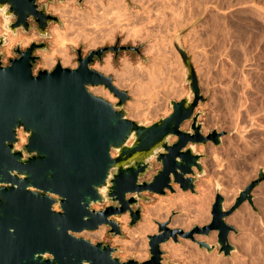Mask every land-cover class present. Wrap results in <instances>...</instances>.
I'll list each match as a JSON object with an SVG mask.
<instances>
[{"label":"water","instance_id":"95a60500","mask_svg":"<svg viewBox=\"0 0 264 264\" xmlns=\"http://www.w3.org/2000/svg\"><path fill=\"white\" fill-rule=\"evenodd\" d=\"M0 16L14 36L19 30L30 32L31 19L44 38L50 24L63 25L37 0H0ZM184 34L176 36L174 46L191 95L171 100L170 115L152 125L131 120L125 110L127 92L116 87L112 77L91 68L109 51L140 52V47L101 48L86 58L78 50L77 68L58 61L52 70L37 74L36 53L47 51V44L33 42L25 50L18 46L14 53L20 57L9 65H4L0 52V264H163L162 246L171 240L178 243L179 238L212 253L217 246L196 241L195 236L213 233H218L219 255L229 257L236 251L230 235L237 230L227 219L246 202L253 205V193L264 183V168L228 210L218 185L212 220L203 227L189 232L171 228L175 213L166 222L156 221L158 232L148 236L150 259L145 262H122L115 257L118 249L79 236L102 227L113 236L122 235L115 218L127 213L130 227L136 226L142 219L140 202L150 200L145 193L166 196L179 187L195 194L198 179L205 175V156L198 147L222 145L226 133L205 135L199 122L196 110L206 99L192 58L181 44ZM7 44V36H0V49ZM101 86L118 102L89 90ZM188 122L190 129L184 130ZM20 133L27 142L18 148ZM153 161L161 169L147 181ZM106 203L110 204L104 209H94Z\"/></svg>","mask_w":264,"mask_h":264},{"label":"rangeland","instance_id":"374dc122","mask_svg":"<svg viewBox=\"0 0 264 264\" xmlns=\"http://www.w3.org/2000/svg\"><path fill=\"white\" fill-rule=\"evenodd\" d=\"M87 1L89 3V0ZM91 1L93 5L95 4L97 7L99 5V7L93 6ZM98 1L99 0H90L88 4L86 0H76L72 2L70 6V8L77 10L78 14L80 12V16L83 15L85 17H78V19L80 18L82 21L80 19L76 20L80 22L74 25L76 31L74 30V33L70 35L72 41L67 44L68 54L72 58V63L77 65L76 68L79 66L78 50H81L83 58H86L91 51L101 48L115 47L117 45L135 48L140 47V52L122 51L116 54L113 51H109L104 54L102 60L96 58L91 68L106 76L112 77L114 85L119 88V86L116 85V72L122 73V68L124 70V67H128L130 70L129 77H132L134 80L129 78L130 80L128 79L126 82L127 84H124L125 87L119 88L122 91H126L129 96V100L125 105V110L128 112V117L131 120L142 122L146 125H152L161 118L170 115L172 112L170 106L171 100L179 101L191 95L189 85L186 83V69L180 54L174 46L176 36L181 32H185L181 39V44L192 58V63L196 69L202 93L206 99L204 103L199 104L196 110V113H200L199 122L203 125V133L207 135L209 132L215 130L226 133L221 146L216 147L214 144L210 143L207 146L198 147V152L205 156L202 161L205 175L198 179L195 194L191 192L185 193L180 190L179 187H176V193L172 194L168 192L166 196L145 193L143 196L150 200H142L140 202L142 219L136 226L130 227L131 217L129 213L120 217V219L127 217V223H122L119 218H115V220L121 224L122 235L113 236L109 234L108 231L110 229L108 227H102L105 228L106 234L101 240H93L91 238L93 232H85L79 235L80 237L94 241V243L102 242L118 249L115 257L119 258L122 262L136 260L142 263L150 259L148 236L158 232L156 221L159 222V218L156 216L150 218L151 220L149 218L146 219L144 215L146 209L154 208L159 210L160 204L170 199H179L178 201L183 199L188 200V202L184 204L179 202L164 206L165 209L162 211V214L166 213L167 215L168 212L169 216L167 215L166 219L160 220V222L163 223L166 222L173 213H175L174 219L180 217L188 219V217L194 216V212H196L194 210L198 209L202 204H205L206 209L207 207L209 209H207L209 220L204 223H193L191 228L177 227L185 232L192 231L195 226L203 227L211 222V211L216 200L218 185L221 186V195L225 199L224 206L228 210L234 205L240 191L244 190L250 182L255 180L260 169L264 168V0H149L150 2L144 0V4L143 0H140L139 3H137L138 1L136 0H119V3L116 2L118 0H114L115 2H113V0ZM109 2H113V4L117 3V6L114 5V7L112 6L113 4ZM37 3L40 6L47 5V11L51 15L57 16L63 23V25L58 23L50 24L48 28V37L46 38L38 33L37 27L33 22L30 32L25 33L19 30L17 35L14 36L11 32L6 30L5 26L7 22L0 16V36L6 35L8 38V44L0 49V52L3 54L4 65H9L10 60L15 58L14 49L18 46H20L22 50H25L30 47L33 42L38 43L43 41L48 45L47 51L42 52L38 50L36 53L40 59L34 68L35 74L41 70H46L42 67V54L51 53V51H53L52 49H55L54 36L51 30L54 27H58L61 32H66L68 30V26L65 24L66 22L62 20L58 14L54 13V8L63 7L67 3L66 0H64L63 3H61L60 0H54L53 2H49V0H37ZM99 3L102 4V6H100ZM157 3H159V5ZM95 7L97 9H95ZM150 30H152V32H149ZM153 30L156 33L159 31L158 33L160 34L154 35L155 33ZM136 31L138 33H136ZM134 34L136 35L134 36ZM137 34H141L142 36L139 35L138 37ZM143 35L149 36V38L144 36V38H146L144 39ZM155 37H159L158 40L155 39ZM154 42H156V44H154ZM93 44L96 46H92ZM156 45L157 48H155ZM150 46L154 47L156 50L159 49V52L154 56L148 55L147 52L144 53L151 48ZM160 53L164 54L161 55ZM160 55L161 57L164 56L163 58L165 59H160ZM106 59H110L112 65L111 70L114 69L115 71L113 70L108 73L100 71V68L105 65ZM155 60H157V62L160 60V62L157 63ZM58 61L61 63L62 60L58 57L56 64ZM126 61L127 63H125ZM154 62L159 65H161V63L162 65L166 64L160 67L162 70L164 68L163 72L164 77L167 78L165 79L166 82L168 79L172 80L167 82L166 85V90L170 92L169 94L166 90H164L162 94V88H160V91L158 90L159 94L157 93L155 96L152 89H147V86H145L147 80L143 78L142 75L136 74L137 70L140 71V69L148 71V69L152 68L151 65H155ZM129 63L131 65H129ZM124 64L127 66H124ZM135 74L136 76L138 75L137 77L140 76L142 78L135 79L137 77L134 78L132 76H135ZM165 75H168L169 78ZM142 79H144L145 82ZM136 83L138 85L140 84V88ZM169 83L172 85L170 86ZM167 86L170 87L167 88ZM136 87L141 90L138 91ZM92 88L94 89V87H89V90ZM101 88L104 90L106 89L103 86H101ZM133 88H136L137 92L134 90L136 93L133 91ZM106 90L109 95H112L116 99L115 103H117L118 99L108 89ZM171 90L173 91L171 92ZM179 91L180 93H178ZM134 93L138 95L136 96ZM147 93H149L148 95L150 96H148ZM171 93L173 94L171 95ZM175 93L176 95H174ZM140 95H143V97L146 96V98ZM164 95H166L167 98H164ZM154 97H156L158 101ZM137 100H139V103ZM155 100L160 104L155 103L158 105H154L151 101L156 102ZM147 101H149V103H147ZM131 104H133L134 107L140 106L132 108ZM132 111L135 115H139V117H135ZM137 111L139 114L136 113ZM140 112H142L141 115ZM190 125L191 122H188L183 129L189 130ZM21 138H25L22 133H20L18 148L23 147L27 142L25 138V142L22 143ZM175 140L176 139L173 141ZM152 165V171L145 179L147 181L152 180L156 171L161 169V165L156 161H153ZM227 195L230 197L228 198ZM190 196L194 199H191ZM253 196V205L246 202L227 219V223L234 226L237 230V233H232L230 235V242L236 248V251L231 256L225 257L224 255H219L218 233H213L209 237L200 235L195 236L196 241L217 246L216 250L212 253H208L206 249L200 248L199 244L191 239L179 238L178 243L171 240L162 246V250L164 251L163 264H239L238 258H246L249 254L251 256L249 255L246 258L248 264H252L253 262H255L254 264H264L262 259H260L262 262L259 259L256 260V257L264 259V241H262L264 239V183L254 191ZM229 199H232L230 203ZM108 204L110 203L95 205L94 209L102 210L105 205ZM56 210L59 211L60 207L57 206ZM186 214L188 215L187 217ZM145 221L151 222L153 228L156 227L153 233H148V235L147 233L143 235L140 234L139 229ZM133 231H135V233ZM136 231L138 234H136ZM134 236H136V239H134ZM258 236H263V239H254V237ZM251 239H253L252 241L255 240L254 243H257V245H255ZM256 239L259 241V244ZM243 241H247V244L245 242L247 247L243 244ZM238 242H241V244ZM142 243H144L145 249ZM248 244L254 245L249 246ZM126 247L129 248L127 249ZM139 247L142 250H140ZM260 247H262V251L259 250ZM243 248L246 253L248 250L247 254L244 253L242 255L244 251ZM247 248L250 249V252ZM137 249L140 252H138ZM176 249L178 250L176 251ZM184 249H189L191 251L187 250L186 252ZM182 250H184L186 254L183 253L184 251ZM255 250L257 252H255ZM189 252L192 254H189ZM256 253L258 254L256 255ZM260 254L263 257L258 256ZM198 255H201L200 258ZM192 256H194V258Z\"/></svg>","mask_w":264,"mask_h":264},{"label":"bare ground","instance_id":"6f19581e","mask_svg":"<svg viewBox=\"0 0 264 264\" xmlns=\"http://www.w3.org/2000/svg\"><path fill=\"white\" fill-rule=\"evenodd\" d=\"M76 0H66V5H64L63 7H55L54 8V13L55 14H58L59 16H60V18L62 19V20H64L66 23V25L68 26V30L66 31V32H61L60 31V29L58 28V27H54L52 30H51V33H52V35L54 36V45H55V49H52L53 51H51V53H45V54H42L43 56H42V60H43V62H42V67L43 68H45L46 70H48V71H50V70H52V68L55 66V64H56V62H57V59H58V57L62 60L61 61V64H62V66L63 67H69V68H76V64H73L72 63V58H71V56L68 54V47H67V44L70 42V41H72V39L70 38L71 36V34L72 33H74V30H75V24L77 23V22H80V21H76L77 19H78V17H84L83 15H79L80 14V12H79V14H78V11L77 10H74V9H72V8H70V6H71V4H72V2H75ZM95 1V0H94ZM100 1V0H99ZM98 1V2H99ZM136 1H138L137 3H139V1L140 0H136ZM135 1V2H136ZM145 1H147V0H145ZM149 1V0H148ZM147 1V2H148ZM152 1V0H151ZM86 2L88 3V1L86 0ZM101 2V1H100ZM113 2H115L114 0H113ZM113 2L112 3H110V4H113ZM116 2H118L119 3V0L118 1H116ZM121 2H123V1H121ZM142 2V1H141ZM147 2H145V3H147ZM150 2V1H149ZM89 3H90V0H89ZM88 3V4H89ZM91 3H92V1H91ZM103 3V2H102ZM160 3V2H159ZM159 3H157L158 5H159ZM87 4V5H88ZM96 4H97V1H96ZM100 4V3H99ZM117 4V3H116ZM115 3L112 5V6H114V5H116ZM142 4V3H141ZM143 4H144V0H143ZM142 4V5H143ZM92 5H93V3H92ZM95 5V4H94ZM93 5V6H94ZM157 5V6H158ZM91 6V5H90ZM93 6H91V7H93ZM96 6V5H95ZM100 6H102V4H100ZM117 6V5H116ZM97 7V6H96ZM95 7V9H97L98 7H99V5H98V7L96 8ZM115 7V6H114ZM159 7V6H158ZM256 9V8H255ZM94 10V9H93ZM223 13V12H222ZM79 15V16H78ZM147 15V14H146ZM79 18V19H80ZM85 18V17H84ZM78 19V20H79ZM81 20V19H80ZM84 20V19H83ZM82 21V20H81ZM147 30V29H146ZM76 31V30H75ZM154 31V30H153ZM149 32H152V30H150ZM159 32V31H158ZM156 33L155 31H154V35H157V34H160V33ZM136 33H138L137 31H136ZM139 33H141V32H139ZM145 33V32H144ZM148 33V32H147ZM142 34V33H141ZM141 34H137L138 35V37H139V35H141ZM149 34H151V33H149ZM136 34H134V36H135ZM147 35V34H146ZM146 35H143V38H144V36H146ZM152 35V34H151ZM153 35V36H154ZM142 36V35H141ZM159 36V35H158ZM146 37H148L149 38V36H146ZM160 37V36H159ZM158 37V38H159ZM142 38V39H143ZM147 38V39H148ZM151 38V37H150ZM154 38V37H153ZM158 38H156L155 37V39H157L158 40ZM18 39V38H17ZM141 39V38H140ZM144 39H146V38H144ZM14 41V40H13ZM159 42H160V39H159ZM101 43V42H100ZM154 44H156V42H154ZM153 44V45H154ZM95 44H93L92 46H94ZM96 45H97V43H96ZM95 45V46H96ZM153 45H151V46H153ZM158 45H159V43H158ZM150 46V47H151ZM155 46V45H154ZM158 47H160V46H158ZM155 48H157V45H156V47ZM162 49V48H161ZM163 50V49H162ZM147 52V54L148 55H156L158 52H159V49L158 50H156V49H154V47H151V48H149V50L148 51H145L144 53H146ZM161 52V51H160ZM163 52V51H162ZM165 52V51H164ZM161 54V53H160ZM164 54V53H163ZM163 54H161V55H163ZM159 55V54H158ZM161 55H160V59L161 58H163V57H161ZM148 57V56H147ZM157 57H159V56H157ZM154 58H156V57H154ZM165 58H163V60H164ZM154 60V59H153ZM158 60V59H157ZM157 60H155L156 62H157ZM163 60H162V62H163ZM156 62H154V64L156 63ZM158 62H160V60L158 61ZM157 62V63H158ZM125 63H127V61L125 62ZM166 63V62H165ZM164 63V64H165ZM140 64V63H139ZM129 65H131L130 63H129ZM142 65V64H141ZM161 65H162V63H161ZM161 65H159V64H155L154 66L153 65H151L152 66V68L151 69H148V71H144L143 69H140V71H138L137 70V73L136 74H138V75H142L143 76V78H145L146 80H147V84L145 85V86H147V89H152V91H153V94L156 96L157 95V93L159 94V92H158V90L160 89V88H162L161 89V91H162V94H163V92H164V90H166V85H167V82H169L170 80L168 79L167 80V82H166V80L165 79H167V78H165L164 77V68H163V70H162V68L160 67ZM166 65V64H165ZM165 65H162V66H165ZM124 66H127V65H125L124 64ZM123 66V67H124ZM167 67V66H166ZM100 68V67H99ZM98 68V69H99ZM135 68V67H134ZM145 68V67H144ZM148 68V67H147ZM146 68V69H147ZM112 69V65H111V62H110V59H106L105 60V65L103 66V67H101L100 68V71H102V72H104V73H108V72H110V71H113V70H111ZM167 69H168V67H167ZM115 71V70H114ZM122 73H118V72H116V75L115 76H117V84L116 85H118L119 86V88L121 87H125V85L124 84H127L126 82L128 81V79L129 78H131L132 80H134L132 77H129L130 76V70L128 69V67H124V70H123V68H122ZM132 72V71H131ZM167 72V71H166ZM165 72V73H166ZM118 73V74H117ZM134 73V72H133ZM136 74H135V76L134 75H132L134 78L135 77H137L136 76ZM169 74V73H168ZM166 76V75H165ZM166 77H168V75L166 76ZM138 78H142V77H137V78H135V79H138ZM169 78V77H168ZM170 78H172V77H170ZM130 80V79H129ZM143 81H144V79H142ZM174 80V79H173ZM172 81V80H171ZM145 82V81H144ZM128 83H130V82H128ZM139 83V82H138ZM141 83V82H140ZM137 84V83H136ZM135 84V85H136ZM142 84H143V82H142ZM141 84V85H142ZM145 84V83H144ZM170 84V83H169ZM173 84H175V83H173ZM138 85V84H137ZM140 85V84H139ZM138 85V86H139ZM172 84H170V86H171ZM137 86V87H138ZM145 86H143V87H145ZM170 86H167V88L168 87H170ZM126 87H127V85H126ZM136 87V88H137ZM143 87H142V89H143ZM176 87V86H175ZM174 87V88H175ZM136 88H133V91L134 90H136ZM139 88H140V86H139ZM146 88V87H145ZM250 88V87H249ZM138 89V88H137ZM171 89H173V88H171ZM91 90V92H93L94 94H96V95H98V96H102V97H105V98H107L110 102H113V103H115L116 102V99L112 96V95H109V93L107 92V90L105 89H103V88H95L94 87V89L92 88V89H90ZM141 90V89H140ZM139 89H138V91H140ZM144 90V89H143ZM146 90V89H145ZM175 90V89H174ZM148 91V90H147ZM150 91V90H149ZM157 91V92H156ZM160 91V90H159ZM167 91V90H166ZM173 90H171V92H172ZM176 91V90H175ZM135 92V91H134ZM136 92H137V90H136ZM135 92V93H136ZM143 92V91H142ZM146 92V91H145ZM151 92V91H150ZM149 92V93H150ZM134 93V94H135ZM140 93V92H139ZM149 93H147V95L149 94ZM167 93L169 94L170 92H168L167 91ZM177 93V92H176ZM176 93L174 94V95H176ZM178 93H180V91L178 92ZM141 94H143V93H141ZM145 94V93H144ZM166 94V93H165ZM173 93H171V95H172ZM136 95V94H135ZM138 95V94H137ZM136 95V96H137ZM167 95V94H166ZM166 95H164L165 97L164 98H167V96ZM140 96H142L143 97V95H140ZM140 96H138V97H140ZM148 96H150V95H148ZM148 96H147V98H148ZM160 96V95H159ZM163 96V95H162ZM170 96V95H169ZM245 96V95H244ZM142 97H140V98H142ZM246 97V96H245ZM143 98H146V96L145 97H143ZM149 98H151V97H149ZM154 98H156V97H154ZM158 98H160V97H158ZM157 99V98H156ZM142 100V99H141ZM144 100V99H143ZM153 100V99H152ZM138 101V103H139V100H137ZM137 101H136V103H137ZM150 101V100H149ZM149 101H147V103H149ZM156 101V100H155ZM157 101H158V99H157ZM154 102V101H151L152 103H154V105H158V104H160V103H158V102ZM160 102V101H159ZM135 103V104H136ZM141 103V102H140ZM155 103H158V104H155ZM134 104V105H135ZM132 106V108L134 107L133 106V104H131ZM137 105V104H136ZM139 105V104H138ZM140 106V105H139ZM139 106H136V107H139ZM130 107V106H129ZM136 107H134V108H136ZM131 108V109H132ZM141 109V108H140ZM140 109H138V110H140ZM137 110V109H136ZM133 112V111H132ZM136 113H138V111L136 112ZM141 113L142 112H140V115H141ZM132 114V113H131ZM133 114H134V112H133ZM132 114V115H133ZM139 114V113H138ZM135 115V114H134ZM135 117H139V115L137 116V114L135 115ZM255 127V126H254ZM22 139V143H24L25 142V138L23 139V138H21ZM200 192V191H199ZM228 192V191H227ZM227 192H226V194H227ZM202 193V192H201ZM184 194V193H183ZM181 195H182V193H181ZM186 195V194H185ZM229 195V194H228ZM227 195V197L229 198L230 196H228ZM175 197V196H174ZM173 197V198H174ZM184 197V196H183ZM191 197V196H190ZM202 197V196H201ZM200 197V199L202 200V198ZM180 198V197H179ZM193 197H191V199H192ZM198 198H199V196H198ZM181 199V198H180ZM194 199V198H193ZM196 199V198H195ZM162 200H164V199H162ZM179 200V199H178ZM178 200H169V201H166V202H164V203H161L160 204V209L159 210H156V209H154V208H148V209H146V211H145V218L147 219V218H152V217H157V218H159L158 220H159V222H160V220H163V219H166V217H167V215H168V212H167V215H166V213H164V214H162L163 212V210L165 209L164 208V206H167L168 204L170 205V204H174V203H185V202H188V200H186V199H183V200H180V201H178ZM190 200V199H189ZM230 200H232V199H229V203H230ZM197 201H198V199H197ZM227 201V200H226ZM201 203V202H200ZM164 204H166V205H164ZM227 206H228V203H227ZM207 209H208V207H207ZM207 209H206V207H205V204H202L198 209H196V210H194V211H196V212H194V216L192 215V217H188V219L186 218L188 215L186 214V219H184V218H178V219H174V221H173V223H172V225H170V227L171 228H177V227H186V228H191L193 225V223H204V222H206L207 220H209V214H208V212H207ZM209 210V209H208ZM165 212V211H164ZM163 216H164V218H163ZM169 216V215H168ZM144 218V219H145ZM177 218V217H176ZM120 219V218H119ZM145 219V220H146ZM148 219V220H149ZM264 219V218H263ZM151 220V219H150ZM144 221V220H143ZM153 221V220H152ZM166 221V220H165ZM120 222H122V223H127L128 222V218L127 217H125V218H122V219H120ZM151 223V222H150ZM150 223L148 222V221H145V223L141 226V228L139 229V232H140V234H146L147 233V235H148V233H153L154 231H155V229H156V227L155 228H153V226H152V223H151V225H150ZM154 223V222H153ZM157 226V225H156ZM135 230V229H134ZM137 230V229H136ZM134 233H135V231H133ZM137 232V231H136ZM260 232V231H259ZM264 233V232H263ZM87 234V233H86ZM90 234V233H89ZM88 234V235H89ZM105 234H106V231H105V228H102V229H100V230H98L97 232H93V234H91L92 236H91V238L93 239V240H101V239H103L104 237H105ZM136 234H138V232L136 233ZM87 235V236H88ZM134 235V234H133ZM130 236H132V235H130ZM137 236V235H136ZM136 236H134L135 238L134 239H136ZM143 237V236H142ZM263 237V236H262ZM262 237H260V236H258V237H254V239L255 238H262ZM133 238V237H132ZM249 238V237H248ZM253 238V237H252ZM137 239L139 240V238H138V236H137ZM140 239H141V237H140ZM143 239V238H142ZM250 239V238H249ZM263 239V238H262ZM120 240V239H119ZM198 240V239H197ZM233 240V239H232ZM239 240V239H238ZM238 240H236V241H238ZM253 239H251V241H252ZM257 240V239H256ZM248 241V240H247ZM247 241H245L246 242V244H247ZM250 241V240H249ZM255 241V240H254ZM254 241H252L253 243H254ZM258 241V240H257ZM261 241V240H260ZM262 241H264V239L262 240ZM94 242V241H93ZM140 242H143V241H140ZM235 242V241H234ZM244 242V241H243ZM245 242L243 243L244 245H245ZM252 242H248V243H252ZM172 243V242H171ZM236 243V242H235ZM239 244H241V242H238ZM263 243V242H262ZM144 243H142V245H143ZM188 244V243H187ZM255 244V243H254ZM254 244H250V245H254ZM258 244H259V241H258ZM139 245V244H138ZM177 245V244H176ZM244 245H243V247H244ZM249 245V244H248ZM249 245V246H250ZM255 245H257V243L255 244ZM189 246V245H188ZM194 246V245H193ZM246 246V245H245ZM259 246H261V245H259ZM263 246V245H262ZM177 247V246H176ZM191 247H192V245H191ZM247 247V246H246ZM252 247V246H251ZM256 247H258V246H256ZM127 248V247H126ZM129 248V247H128ZM127 248V249H128ZM137 248V247H136ZM142 248V247H141ZM143 248L145 249V245H143ZM163 248V247H162ZM168 248V247H167ZM171 248V247H170ZM174 248H175V246H174ZM180 248V247H179ZM183 248H185V247H183ZM187 248V247H186ZM241 248V247H240ZM245 248V247H244ZM244 248H243V250H244ZM253 248V247H252ZM251 248V249H252ZM255 248V247H254ZM261 248L262 247H260V251H262L261 250ZM139 249H140V247H139ZM189 249H190V247H189ZM189 249H187L188 251H191V250H189ZM195 249V248H194ZM242 249V248H241ZM247 249H249V248H247ZM256 249H258V248H256ZM140 250H142V249H140ZM167 250V249H166ZM178 249H176V251H177ZM180 250V249H179ZM184 250H186V249H184ZM184 250H182V251H184ZM187 250H186V252H187ZM245 250H246V248H245ZM244 250V251H245ZM131 251V250H130ZM137 251H138V249H137ZM192 251H193V249H192ZM243 251V253H242V255L245 253V254H247L248 253V250H247V253H246V251L244 252ZM259 251V252H260ZM138 252H140V251H138ZM142 252V251H141ZM167 252H168V250H167ZM249 252H250V249H249ZM255 252H257L256 250H255ZM144 253V252H143ZM171 253V252H170ZM173 253V252H172ZM175 253V252H174ZM183 253H185V251L183 252ZM191 252H189V254H190ZM194 253H195V251H194ZM198 253V252H197ZM254 253V252H253ZM252 253V254H253ZM140 254V253H139ZM169 254V253H168ZM186 254V253H185ZM188 254V253H187ZM188 254V255H189ZM192 254V253H191ZM258 253H256V255H257ZM146 255V254H145ZM201 255H202V253H201ZM200 255V256H201ZM205 255V254H204ZM250 255V254H249ZM248 255V256H249ZM264 255V254H263ZM144 256V255H143ZM172 256V255H171ZM173 256H176V255H173ZM200 256L198 255V257L200 258ZM236 256H237V254H236ZM238 256H239V254H238ZM247 256V257H248ZM251 256V255H250ZM254 256V255H253ZM258 256H261V257H263L261 254L260 255H258ZM140 257H142V256H140ZM193 258H194V256H192ZM192 257H190V258H192ZM206 257V256H205ZM246 257V258H247ZM256 257V256H255ZM201 258H203V257H201ZM207 258V257H206ZM235 258H237V257H235ZM245 257H239L238 258V263L239 264H248L247 263V259H246ZM254 259V258H253ZM257 259H262L263 261H264V259L263 258H258V257H256V260ZM200 260V259H199ZM202 260V259H201ZM255 260V261H256ZM262 260H260L261 262H262ZM257 262V261H256ZM200 263H201V261H200ZM251 263V262H250ZM255 262H253L252 264H254ZM199 264V263H198ZM202 264V263H201ZM258 264V263H257ZM259 264H261V263H259Z\"/></svg>","mask_w":264,"mask_h":264},{"label":"flooded vegetation","instance_id":"af4514ba","mask_svg":"<svg viewBox=\"0 0 264 264\" xmlns=\"http://www.w3.org/2000/svg\"><path fill=\"white\" fill-rule=\"evenodd\" d=\"M54 1V0H53ZM32 22L36 25V27L38 28V24L33 20V19H31L30 20V24H31V26H32ZM44 42L43 41H41V42H38V43H36V44H43ZM18 57H20V55L19 54H17L16 56H15V58H18ZM82 57H83V55H82ZM14 58V59H15Z\"/></svg>","mask_w":264,"mask_h":264},{"label":"crops","instance_id":"0c3cea01","mask_svg":"<svg viewBox=\"0 0 264 264\" xmlns=\"http://www.w3.org/2000/svg\"><path fill=\"white\" fill-rule=\"evenodd\" d=\"M175 141H176V140H175ZM175 141H173V142H175ZM157 171H158V170H157ZM157 171H156V172H157Z\"/></svg>","mask_w":264,"mask_h":264}]
</instances>
